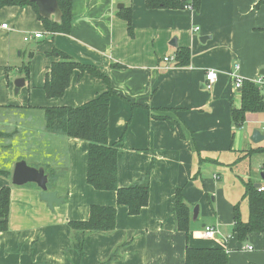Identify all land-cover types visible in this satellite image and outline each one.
I'll list each match as a JSON object with an SVG mask.
<instances>
[{
  "label": "crops",
  "instance_id": "obj_1",
  "mask_svg": "<svg viewBox=\"0 0 264 264\" xmlns=\"http://www.w3.org/2000/svg\"><path fill=\"white\" fill-rule=\"evenodd\" d=\"M127 10L132 34L123 17ZM36 32L43 36L25 39ZM180 47L191 49L189 66L164 59ZM56 49L111 80L108 143L119 150V186L150 170L149 203L136 215L117 203L115 191L88 183V141L46 131L43 108L77 107L108 90L102 79L76 69L65 93L48 97L47 75L61 60ZM28 61L26 79L19 68ZM237 63L245 79L264 77V0H202L199 10L149 8L146 0H73L67 34L48 32L30 5L2 7L0 151L18 147L22 156L9 166L0 159V170L9 173L0 174V189L11 188L0 264H186L188 247L221 248L228 264H264V231L244 240L233 232L237 203L242 218L249 217L245 182L264 181V150L254 151L264 149V112H247L239 128L232 118V107L241 105L230 77ZM207 69L220 72L211 90L204 85ZM18 77L25 85L16 94ZM255 129L263 137L259 142L252 140ZM65 149L67 156H60ZM21 159L56 171L60 179L52 189L64 197L61 204L51 209L36 183L13 184ZM179 187L192 213L188 233L177 228ZM93 204L116 206V226L89 232L81 258L71 245L69 222L88 219ZM207 225L220 234L205 237Z\"/></svg>",
  "mask_w": 264,
  "mask_h": 264
},
{
  "label": "trees",
  "instance_id": "obj_2",
  "mask_svg": "<svg viewBox=\"0 0 264 264\" xmlns=\"http://www.w3.org/2000/svg\"><path fill=\"white\" fill-rule=\"evenodd\" d=\"M62 10L61 22H55L40 15L38 7L30 0H0V9L4 6L33 7L37 16L43 21L51 34H67L72 26L73 0H58ZM149 8H185L191 7L199 10L202 0H146ZM123 17L128 21V29L132 34L131 11ZM54 54L61 56V60L52 63L47 75L44 89L48 97L62 96L71 82L73 72L78 69L81 74L90 73L102 79L108 90L83 105L45 107V128L48 133L67 137L80 138L88 141L87 154V181L98 190H111L117 193V203L128 207L131 215L140 213L149 203L150 197V170L138 181L126 187L119 186L118 161L119 150L108 143L109 103L114 91L110 78L99 68L75 60L70 55L56 49ZM191 63V49L180 47L175 55L173 66H189ZM20 72L26 79L30 77L29 61L23 64ZM264 78V77H263ZM241 105L232 107V118L236 128L241 127L246 120L247 112H264V85L260 86L251 79H244L241 88ZM258 148L254 151H262ZM46 169V168H45ZM48 174V187L56 183L59 176L55 172L45 170ZM0 174L9 175L0 170ZM243 198L249 205V217L242 218L240 203L234 207L233 232L239 239L244 240L249 233L264 231V191H259L251 180L245 182ZM11 204V188L4 186L0 189V230L9 227L8 218ZM177 219V228L189 232L192 222V213L189 203L183 194L182 188L176 190V203L174 207ZM116 206L93 204L90 207V216L85 220H71L69 225L73 230L71 245L80 257L85 254V240L89 232H110L116 226ZM114 255L110 257L112 259ZM228 254L221 248L214 247H188L186 251V264H228Z\"/></svg>",
  "mask_w": 264,
  "mask_h": 264
},
{
  "label": "water",
  "instance_id": "obj_3",
  "mask_svg": "<svg viewBox=\"0 0 264 264\" xmlns=\"http://www.w3.org/2000/svg\"><path fill=\"white\" fill-rule=\"evenodd\" d=\"M34 2L40 15L44 18L50 19L55 22H61L62 10L59 6L58 0H30ZM15 93L17 94L21 87L25 85V78L18 77L14 81ZM263 139L261 132L257 129L253 131L252 140L259 142ZM48 174L45 168L35 167L30 164L25 159L17 161L14 167L12 182L15 185H24L27 183H36L41 189V199L47 202L51 209H54L55 205H59L64 201V197L59 195L57 191L49 190L48 187ZM260 184H255V187H259ZM194 219L197 218L199 212V206H195L193 210Z\"/></svg>",
  "mask_w": 264,
  "mask_h": 264
},
{
  "label": "built area",
  "instance_id": "obj_4",
  "mask_svg": "<svg viewBox=\"0 0 264 264\" xmlns=\"http://www.w3.org/2000/svg\"><path fill=\"white\" fill-rule=\"evenodd\" d=\"M4 28H7V23H3L1 25ZM43 36V33L41 32H36L34 34H29L25 37L26 40L31 39L33 37L35 38H40ZM166 62H171L175 60V57H169L166 56L165 58ZM239 69H240V65L237 63L234 65V69L230 72V77L232 78L233 81V88L235 91H241L242 85H243V81H244V77L239 73ZM220 77V72L216 69H207L205 72V88L208 90L213 89V87L215 86V84L217 83V81L219 80ZM254 81V80H253ZM254 82H256L258 85L263 86L264 85V78L261 76L259 78H257ZM259 187H257V189L259 191H264V181L259 183ZM220 230L217 226H213V225H207L204 228V235L207 238H214L216 235L220 234L219 233ZM254 247L252 245H248L247 249L252 250Z\"/></svg>",
  "mask_w": 264,
  "mask_h": 264
},
{
  "label": "rangeland",
  "instance_id": "obj_5",
  "mask_svg": "<svg viewBox=\"0 0 264 264\" xmlns=\"http://www.w3.org/2000/svg\"><path fill=\"white\" fill-rule=\"evenodd\" d=\"M60 156H67V150L60 151ZM22 156V151L18 147L9 148V149H3L0 151V159L2 160V163L6 166H9V164L13 161L15 157Z\"/></svg>",
  "mask_w": 264,
  "mask_h": 264
}]
</instances>
